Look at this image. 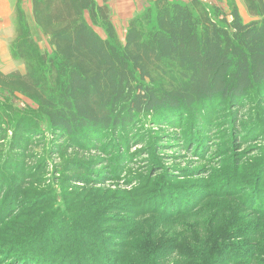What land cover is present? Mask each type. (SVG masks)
I'll list each match as a JSON object with an SVG mask.
<instances>
[{
    "label": "trees",
    "instance_id": "1",
    "mask_svg": "<svg viewBox=\"0 0 264 264\" xmlns=\"http://www.w3.org/2000/svg\"><path fill=\"white\" fill-rule=\"evenodd\" d=\"M98 1L32 0L34 22L50 38L54 48L53 57L39 51L25 12L19 8L18 24L23 26L24 34L20 32L16 37L11 45V53L14 59L24 61L27 71L8 74L0 71V92L11 97L22 95L36 103L39 112L53 129L56 140L62 143V152L65 145L71 150L95 148V151H100V146L109 135L119 138L123 134L127 139L128 132L136 128L143 117L150 121L183 125L193 115L202 124L203 115L206 125L202 124L201 130L211 124L206 115L215 112L216 107L226 103L240 109L250 92L257 89L264 92V0H244L249 15L259 19L249 24L244 22L237 6L232 8L230 14L218 8L213 16L200 0L190 4L155 0L153 7L142 17L130 22L124 44L119 43L107 0H103V5H99ZM86 13H89L92 25L101 23L107 38L97 33L87 20ZM2 118L0 111V134H5L8 130L4 129L6 124ZM23 125L26 124L17 123L14 129L15 136L10 145L12 160L6 162L4 169L18 177L17 186L29 181L28 178L33 176L32 171L42 168L31 162L29 153L34 143L22 144L31 128L28 124L23 130ZM92 166L87 167L75 160L67 166L66 172L74 174L76 182L86 183L84 177L90 180L99 174L95 173L98 167L91 170ZM104 176L105 173L100 174L101 178ZM92 181L98 182L95 179ZM262 182L264 178L259 180V184ZM2 183L0 178V187ZM152 183H155V177ZM22 190H25L23 186L18 188L19 194ZM171 190L164 189L157 194L164 199L170 196L175 198L179 189L173 195L168 193ZM207 193L203 190L198 193L200 197L192 207H177L169 202L167 206L168 203L161 202L159 197L152 200L151 204L155 207H141L131 216L133 219L129 221L131 231L128 235L133 239L137 233L133 223L139 217L153 219L158 216L171 220L202 210L204 207L201 206L209 199L210 193ZM132 196L136 198L138 195L132 193ZM43 200L39 199L37 204H42ZM241 204L242 208L251 209L249 214L260 219L264 216V208L261 210L257 207L259 200L255 204ZM59 207L63 215H59L58 221L66 222L70 218L74 225L70 230L74 233L70 235L69 231L62 229L53 235L54 245L46 243V248L55 256L51 261L41 256L39 260L43 263L69 264L74 260V264H123L127 252L128 255H137L138 249L122 243L104 247L106 242H102L98 249V228L120 225L121 221L107 215L105 219L108 222L102 223L98 217L92 216V210H87L90 208L87 201L80 198L68 201L64 196ZM74 207H82L81 212L75 213ZM4 210L9 211V208L4 207ZM18 210L8 218L0 217V240L7 236L4 225L17 216ZM115 211L112 209L108 212ZM244 212L232 211L230 217L227 215L213 222L215 217H210L209 207H206L203 213L208 215L207 218L193 222V225L212 231L207 237L214 244L211 254L219 255L215 264H258L259 257L264 256L262 249L255 245L249 247L256 248V251L252 248V253L244 251L242 255H238V250L233 247L223 249L224 245L234 242L236 234L232 232ZM49 214L50 211L34 226L28 225L26 228L25 225L12 223L13 228L28 237L29 230L38 235L43 231L41 223L49 219ZM78 215L80 221L76 222L74 217ZM257 217L253 225L259 222ZM230 219L232 224H229ZM73 236L77 237L74 242ZM152 238L149 239L150 243L147 241L151 245L149 258L155 252L175 253V245L165 246L164 240L158 242V234L152 235ZM12 247L10 252L0 250V261L9 257L15 264H40L31 255L36 251L32 246L15 243ZM205 252L208 254V247ZM128 259L140 264L134 257ZM151 261L150 264H163L159 257Z\"/></svg>",
    "mask_w": 264,
    "mask_h": 264
},
{
    "label": "rangeland",
    "instance_id": "2",
    "mask_svg": "<svg viewBox=\"0 0 264 264\" xmlns=\"http://www.w3.org/2000/svg\"><path fill=\"white\" fill-rule=\"evenodd\" d=\"M154 1L107 0L120 44L125 43L130 22L142 17L153 7ZM170 1L190 4L194 0ZM200 1L213 16L218 8L230 14L232 8L237 6L246 24L259 20L249 15L244 0ZM98 4L103 5L104 1L99 0ZM19 8L25 12L32 38L39 51L47 53L50 57L54 56L50 38L46 37L34 22L32 0H20L19 4L16 0V4L12 5L11 17L5 21L0 20V42L3 45L0 47V71L6 74L27 71L24 61L14 59L11 53V45L16 37L20 32L24 34L23 26L18 24ZM86 18L92 25L89 13H86ZM92 26L101 37L107 38L105 28L100 22ZM0 111L3 117L1 120L6 124L4 129L8 130L5 134H0V174L2 173L0 178L3 181L2 188L0 187V217L8 218L19 209L17 216L4 225L3 229L7 236L0 240L3 242L0 243L2 252H10L15 243L26 244L36 250L31 255L36 257L40 264L47 263L39 260L41 256L51 261L55 255L47 250L46 243L54 245L53 235H57L62 229L69 231L70 235L74 233L70 230L74 227L70 218L66 222L58 221L59 215H63V212L59 211V205L66 196L68 201H76L78 198L87 201V206L90 207L87 210H92V216L98 217L102 223L106 221L107 215L109 218L113 217L121 221L120 225L98 228L100 235H97V246L100 249L102 242H106L104 247L122 243L138 249L137 255H128L127 252L123 264H134V260L128 259L133 257L138 259L140 264H150V261H156L157 257L163 264L218 263L219 255L211 254L214 244L207 237L212 231L197 224L193 225V222L207 218L208 215L203 213L206 207H209L210 217H215L213 222L227 215L230 217L232 211L234 213L245 211L240 223H235L237 227L232 232L236 234L234 242L224 245L223 249L233 247L238 250L236 251L238 255H242L244 251L251 253L253 250L256 251V248L249 247L255 245L262 249L261 253L264 255V216L260 219L249 214L251 209L242 208L243 204H241H255L259 200L260 204L257 207L261 210L264 208V182L259 184V180L264 178V92L262 90L250 92L240 109H234L226 103L216 107L215 112L206 115L207 121H211V124H207L208 126H204L201 130L202 124L206 125L203 122L205 121L203 115L202 124H199L193 115L189 116L183 125L170 124L168 121H150L147 117H143L139 125L128 132L127 139H124L123 134L119 138L109 135L100 146V151H95V148L71 150L65 145V151L62 152V143L56 140L53 129L47 118L39 112L38 105L22 95L11 97L0 92ZM20 122L31 126L22 144L34 143L29 153L32 156L31 162L42 168L32 171V178L20 182L21 185L17 186L18 177L4 169L6 162L12 160L10 145L15 136L14 129ZM26 125L22 126L23 130ZM189 139L191 141L187 142ZM108 147L109 151L106 150ZM75 160H79L87 167L93 165L91 170L97 166L95 173H99L98 176L89 178L90 180L84 177L86 183L76 182L73 179L74 174L66 172L67 166ZM101 173H105L104 178L100 177ZM154 177L155 183H152ZM93 179L98 182L92 181ZM167 181L172 182L165 184ZM162 184L165 185L157 187ZM21 186L25 190L19 194L18 188ZM164 189H172L168 192L170 195L176 193L178 189L179 192L175 198L170 196L164 199L157 194ZM239 189L240 192H237ZM155 190L157 192L154 193ZM202 190L204 193H210L209 199L201 206L204 207L202 210L183 214L171 220L158 216L153 219L147 218L148 216L139 217L133 223L137 233L133 235V239L128 235L131 231L128 227L131 216L136 211H140L141 207L144 209L155 207L156 205L151 204L152 200L159 197L163 203L169 202L170 205L177 207H192L193 203L198 201L200 197L198 193ZM132 193L138 196L135 198ZM42 198H44L42 204L41 202L37 204ZM4 207L9 208V211L4 210ZM81 208L74 207V212L80 213ZM112 209L116 210L115 213L108 212ZM49 211V219L41 223L43 231L41 230L38 235L29 230L28 237L14 230L12 223L18 226L25 225L26 228L28 225L34 226ZM256 217L259 222L253 225ZM74 219L79 222V215ZM210 219H207V222ZM228 221L232 224L231 219ZM156 234L159 237L158 242L164 240L165 246L175 245V253L155 252L152 258H149L151 254L149 239H154L152 235ZM76 240L77 237L73 236L72 241ZM206 247L209 248L208 254L205 252ZM69 249L68 247L67 250ZM259 258L258 264H264V256ZM8 259L9 257L0 261V264H15L12 259L9 261ZM71 263L74 264V260L69 264ZM232 264H243V262Z\"/></svg>",
    "mask_w": 264,
    "mask_h": 264
},
{
    "label": "crops",
    "instance_id": "3",
    "mask_svg": "<svg viewBox=\"0 0 264 264\" xmlns=\"http://www.w3.org/2000/svg\"><path fill=\"white\" fill-rule=\"evenodd\" d=\"M16 4V0H0V20H6L11 17L12 5ZM3 46L0 42V47Z\"/></svg>",
    "mask_w": 264,
    "mask_h": 264
}]
</instances>
